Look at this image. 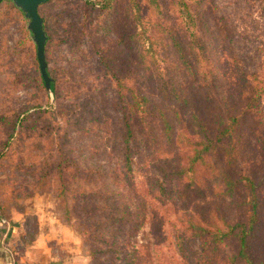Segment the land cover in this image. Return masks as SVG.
<instances>
[{
	"label": "rangeland",
	"instance_id": "rangeland-1",
	"mask_svg": "<svg viewBox=\"0 0 264 264\" xmlns=\"http://www.w3.org/2000/svg\"><path fill=\"white\" fill-rule=\"evenodd\" d=\"M195 1L199 3L192 4L204 9L210 24V61H216L220 75L211 94L223 109L240 110L246 92L232 75L236 65L244 62L264 77V0ZM96 3L50 0L40 7L55 92L42 85L29 20L12 4L0 5V218L23 224L29 242L39 231L49 234L50 247L64 264H120L125 253L148 241L138 215L147 200L157 205L158 264H223L237 255V236L243 230L248 235L247 255L255 264H264V96L258 115L242 122L248 157L236 161L233 169L230 166L229 177L218 153H211L200 170L211 197L201 202L198 214L208 223L207 234L185 230L177 216L181 212L175 180L167 182L166 171L155 169L143 143L146 118L141 112L134 117L135 138L127 137L123 114L127 102L119 98L111 70H139L138 55L141 51L145 55L146 49L154 58L164 52L171 55L170 49L161 51L164 31L160 34L159 26L175 22L181 0H116L112 14L101 12ZM130 13L138 21L133 29ZM165 36L170 37V31ZM184 76L200 98L196 106L208 122L212 100L203 97L210 93L200 91L190 74ZM190 115L184 117L186 125ZM186 136L180 137L179 146L165 142L167 149L188 148ZM245 174L260 198L259 219L251 228ZM156 178L164 190L158 183L150 184ZM161 201L169 205L165 215ZM113 203L118 212L110 208ZM68 207L72 214L67 220ZM123 214L129 223L108 219ZM178 254L186 261L180 263Z\"/></svg>",
	"mask_w": 264,
	"mask_h": 264
},
{
	"label": "trees",
	"instance_id": "trees-1",
	"mask_svg": "<svg viewBox=\"0 0 264 264\" xmlns=\"http://www.w3.org/2000/svg\"><path fill=\"white\" fill-rule=\"evenodd\" d=\"M115 1L97 0L96 5L101 12L112 11V14L116 5ZM4 2L12 4L25 15L12 0H3L0 5ZM181 3V7L176 12L175 22L169 27L170 22L166 26H159V33L162 34L161 32L164 31L163 37L159 40V44L163 48H161V51L170 49L172 50L171 55L164 52L163 54L159 53L157 58H154L149 54L150 51L146 49L145 55L142 51L139 52L138 59L141 64L139 70L131 69L124 72L119 71L117 68L114 69V67L111 70L119 98L121 97L122 101L127 102L123 113L127 137L135 138L136 121H134V117H138V113L141 112V116L146 118L142 134L145 138H143V143L148 146V154L149 156L152 155L150 160L155 163V169L158 167L166 171L167 174L164 175V178L167 182L175 180L176 202L178 203V211L181 212V216L177 215L180 218L179 221L184 225L185 230L199 231L203 237L202 233L207 234L206 225L208 223L204 217L198 215L203 210L199 206L203 200L210 201L211 197L206 193V188L209 187L208 180L200 175L201 171L206 161L211 160L213 156L210 155L211 153L222 155L224 164H220L221 167L225 165L224 175L226 177L231 175L229 171L231 168L233 169L236 161L248 157L247 143L241 127L245 118L251 117V115L256 117L260 111L264 96V77L258 72L247 69L244 62L239 66L236 65L235 75H232L237 81L239 80L246 92L244 105L240 110L237 109V106L235 110L233 107L223 109L216 94H211L215 93L214 90L218 87L217 79H220V75L215 72L216 61H210V24L207 22L204 9L192 4L199 3V1L181 0ZM40 7L39 14L42 17ZM118 7L115 10L116 17ZM137 22L134 13H130V21L128 22L130 28H135L134 25ZM44 29L47 35L45 55L48 64L46 51L49 36L46 31L45 20ZM169 31L170 37L165 36L169 34ZM166 62L171 65H167ZM38 65L40 68L39 61ZM47 71L51 78L48 68ZM185 73L190 74L194 81H198L200 91L210 93V95L205 94L203 97L212 100L213 109L208 111V122L202 117L200 107L196 106L200 98L194 90H191L190 85L185 80ZM136 80L139 81L138 84L134 82ZM41 81L47 90L42 74ZM55 88V82L51 78V91L55 92ZM228 101V99H225L222 102L226 104ZM188 114H191L188 122L191 127L185 124L184 117ZM16 128L17 126H14V129ZM183 134L189 135L185 137L189 141V146L177 150L174 147L180 145V137ZM165 142L174 147L167 149V143ZM165 149L167 150L165 151ZM180 152L183 154L182 156H178ZM206 175L208 174L206 173ZM243 180L246 181L244 190H248L250 195L247 223L251 228L259 219L260 198L252 178L245 174ZM157 183L164 190L163 183L157 178L154 179V183L150 184L157 185ZM147 195H151V193H147ZM154 198L157 200L156 196ZM107 199L109 200L110 197L107 196ZM161 202L162 213H168L169 205L164 201ZM170 202H174V199ZM110 208L117 212L120 210L119 207H115L114 203ZM71 209L70 207L67 209V220L72 214ZM138 213L143 226L146 225L147 227L144 229H146L148 241L145 245L133 248L130 253H125V257H122L120 264H158L157 260L158 262L161 260L157 256V205L144 200ZM108 219L113 222L129 223V221L124 220V214L121 217L111 215ZM85 234L89 233L85 232ZM247 236L244 230L239 233L237 239L240 248L237 255L232 259L226 258L223 264H229V261L234 264V261L238 260H241L244 264H255L247 255ZM91 254L95 260L96 252L91 250ZM178 257L180 263L183 262V259L186 261L184 255L178 254Z\"/></svg>",
	"mask_w": 264,
	"mask_h": 264
},
{
	"label": "crops",
	"instance_id": "crops-1",
	"mask_svg": "<svg viewBox=\"0 0 264 264\" xmlns=\"http://www.w3.org/2000/svg\"><path fill=\"white\" fill-rule=\"evenodd\" d=\"M14 220L0 218V264H64L51 249L49 234L39 231L29 242V231Z\"/></svg>",
	"mask_w": 264,
	"mask_h": 264
},
{
	"label": "water",
	"instance_id": "water-1",
	"mask_svg": "<svg viewBox=\"0 0 264 264\" xmlns=\"http://www.w3.org/2000/svg\"><path fill=\"white\" fill-rule=\"evenodd\" d=\"M3 0H0V3ZM14 4L25 13L29 20L28 29L32 33L33 41L37 47V57L40 64L41 74L48 91H51V78L48 75L45 47L47 35L44 29V20L39 14V7L50 0H12Z\"/></svg>",
	"mask_w": 264,
	"mask_h": 264
}]
</instances>
